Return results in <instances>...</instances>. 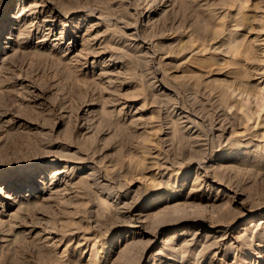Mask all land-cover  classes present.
Listing matches in <instances>:
<instances>
[{"label": "rangeland", "instance_id": "374dc122", "mask_svg": "<svg viewBox=\"0 0 264 264\" xmlns=\"http://www.w3.org/2000/svg\"><path fill=\"white\" fill-rule=\"evenodd\" d=\"M2 183L0 264H264V0H0Z\"/></svg>", "mask_w": 264, "mask_h": 264}, {"label": "bare ground", "instance_id": "6f19581e", "mask_svg": "<svg viewBox=\"0 0 264 264\" xmlns=\"http://www.w3.org/2000/svg\"><path fill=\"white\" fill-rule=\"evenodd\" d=\"M62 173H63V171H56V173H54L53 175L56 176V177H58V175H60V174H62ZM3 186H4V184L2 183V184L0 185V189H2ZM4 187H5V186H4ZM262 208H264V207H262ZM262 208L258 207V209H262ZM254 210H255V209H252V211H254ZM132 233L134 234L135 232L132 231Z\"/></svg>", "mask_w": 264, "mask_h": 264}]
</instances>
